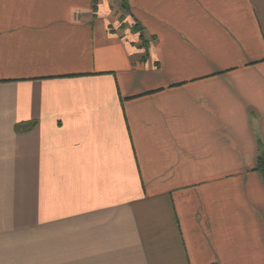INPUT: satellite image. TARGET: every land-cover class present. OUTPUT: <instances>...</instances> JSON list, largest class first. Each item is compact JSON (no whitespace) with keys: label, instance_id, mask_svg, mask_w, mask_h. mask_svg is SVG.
<instances>
[{"label":"crops","instance_id":"0c3cea01","mask_svg":"<svg viewBox=\"0 0 264 264\" xmlns=\"http://www.w3.org/2000/svg\"><path fill=\"white\" fill-rule=\"evenodd\" d=\"M124 1L0 0V264H264V0Z\"/></svg>","mask_w":264,"mask_h":264},{"label":"trees","instance_id":"16d2710c","mask_svg":"<svg viewBox=\"0 0 264 264\" xmlns=\"http://www.w3.org/2000/svg\"><path fill=\"white\" fill-rule=\"evenodd\" d=\"M122 2H125V1L122 0ZM123 9L126 12V8H125V5L124 4H123ZM133 29L135 30V32H139L141 34V39H143V33H144L143 27L139 23H135L133 25ZM259 169L264 174V152L263 151L261 152V155L259 157Z\"/></svg>","mask_w":264,"mask_h":264},{"label":"rangeland","instance_id":"374dc122","mask_svg":"<svg viewBox=\"0 0 264 264\" xmlns=\"http://www.w3.org/2000/svg\"><path fill=\"white\" fill-rule=\"evenodd\" d=\"M125 15H126V14H123V19H125V17H126ZM143 34H144V33H143Z\"/></svg>","mask_w":264,"mask_h":264}]
</instances>
